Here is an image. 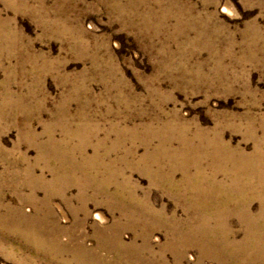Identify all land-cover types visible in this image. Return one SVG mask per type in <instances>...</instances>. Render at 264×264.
<instances>
[{"label": "rangeland", "instance_id": "rangeland-1", "mask_svg": "<svg viewBox=\"0 0 264 264\" xmlns=\"http://www.w3.org/2000/svg\"><path fill=\"white\" fill-rule=\"evenodd\" d=\"M261 144L264 0H0V264H264Z\"/></svg>", "mask_w": 264, "mask_h": 264}, {"label": "bare ground", "instance_id": "bare-ground-1", "mask_svg": "<svg viewBox=\"0 0 264 264\" xmlns=\"http://www.w3.org/2000/svg\"><path fill=\"white\" fill-rule=\"evenodd\" d=\"M20 3V2H19ZM17 4V3H16ZM23 7V6H22ZM29 8V7H28ZM31 8V7H30ZM29 8V9H30ZM21 9V8H20ZM32 10H33V8H32ZM9 40V39H8ZM7 103V102H6ZM4 104V103H3ZM84 123V122H83ZM152 124V123H151ZM144 126V125H143ZM154 126V125H153ZM163 127H165V126H163ZM141 129V128H140ZM166 129H167V127H166ZM186 129V128H185ZM189 129V128H188ZM197 129V128H196ZM49 130V129H48ZM170 130V129H169ZM175 130V129H174ZM85 131V130H84ZM222 131V130H221ZM203 131H198L197 130V132H195V138L200 142V144H202L204 141H205V139L206 138H203L204 137V134L202 133ZM217 133V132H216ZM215 134V133H214ZM221 134V133H220ZM75 135V134H74ZM82 135V134H81ZM169 135V134H168ZM185 135V134H184ZM183 135V137H185ZM223 136V135H222ZM221 136V137H222ZM154 137V136H153ZM168 137V136H167ZM177 138V137H176ZM189 138V137H188ZM187 139V138H186ZM172 140V139H171ZM51 141V139L49 140V142ZM256 141V140H255ZM182 142V141H181ZM48 143V142H47ZM166 143H168V142H166ZM56 144V143H55ZM59 144V143H58ZM185 145H186V142H185ZM170 146V145H169ZM190 146V145H189ZM188 146V147H189ZM99 147V146H98ZM160 147V146H159ZM193 147V146H192ZM190 148V149H188V148H186L187 149V151H185L184 150V155H186L187 157L184 159V163H185V161L186 160H188L189 158H188V155H190V156H192V157H197V156H199V160L200 159H202L203 157H205L206 155V153H205V150H206V148L207 147H205V146H202L200 149H199V151L198 150H195L194 148ZM40 148V147H39ZM180 148V147H179ZM215 148H216V146H215ZM224 148L226 149L227 148V152H229L228 154H230V153H232L233 151H230V149H229V147H228V144L226 143V142H221L220 143V145H217V148H216V150H218V151H221V152H223L224 151ZM205 149V150H204ZM214 149V148H213ZM239 149V148H238ZM257 150L258 151H256V154H258V155H256V156H262V155H264V149L262 148V144L261 145H257ZM70 151V150H69ZM160 151L162 152V154H163V156L164 157H166V158H170V156L172 155V149H168V148H166V146H161L160 147ZM189 151L191 152V154L189 153ZM201 151V152H200ZM43 152V151H42ZM226 152V153H227ZM242 152V151H241ZM218 153V152H217ZM225 153V154H226ZM48 157L46 158V159H51V158H56L57 156H58V151H52V152H48ZM74 154V153H73ZM183 155V156H184ZM240 155V154H239ZM74 156V155H73ZM215 156V155H214ZM218 156V155H217ZM185 157V156H184ZM222 158V157H221ZM54 160V159H53ZM199 160L197 161L198 163L197 164H195L194 165V173H196V174H194V178L195 179H197V178H202L203 177V175H202V173H201V170L203 169V166L200 164V162H199ZM227 161V160H226ZM168 162H169V160H168ZM174 162V158H173V156H172V158L170 159V165L172 166V167H174L175 166V164L173 163ZM179 162V161H178ZM183 163V162H182ZM166 164H167V162H166ZM203 164V163H202ZM95 166V165H94ZM183 166H184V168H185V170H184V172L185 173H187L189 170L186 168V166L183 164ZM171 168V167H170ZM226 168V167H225ZM172 171V170H171ZM169 172V171H168ZM174 172V171H173ZM150 173V172H149ZM172 173V172H171ZM226 173V172H225ZM190 174V173H189ZM188 174V175H189ZM168 175H170V174H168ZM185 176H187V174L185 175ZM172 177V176H171ZM193 178V179H194ZM169 180H170V177H169ZM172 180V179H171ZM172 182V181H171ZM172 187H174V184H170V188H172ZM218 188V187H217ZM207 204V203H206ZM96 218H98V219H100L101 221L103 220L102 219V217L99 215V214H96ZM100 221V222H101ZM174 233V232H173ZM103 234V233H102ZM175 235V234H174ZM114 236H115V234H114ZM148 236H149V234H148ZM106 237V236H105ZM119 239V238H118ZM148 239V238H147ZM100 240V239H99ZM109 240V239H108ZM146 240V239H145ZM114 241V240H113ZM120 241V240H119ZM112 242V241H111ZM117 242V241H116ZM147 242V241H146ZM107 243V242H106ZM110 243V242H109ZM114 244V243H113ZM136 244V243H135ZM146 244H149V243H146ZM144 245V244H143ZM113 246V245H112ZM131 246V245H130ZM135 247V246H134ZM128 248V247H127ZM139 248V247H138ZM147 248V247H146ZM212 248V247H211ZM125 249V248H124ZM132 249H134V248H132ZM140 249H141V247H140ZM150 249V248H149ZM79 251H78V253H80V252H84V251H86V250H84L83 249V247H81V248H79L78 249ZM118 250H120V249H118ZM146 250V249H145ZM174 250V249H173ZM135 251V250H134ZM140 251V250H139ZM143 251V250H142ZM141 252V251H140ZM182 253V252H181ZM227 254V253H226ZM236 254V253H235ZM162 255V254H161ZM211 255V254H210ZM96 256V255H95ZM180 256V255H179ZM100 257V256H99ZM163 257V256H162ZM161 257V258H162ZM182 257V256H181ZM226 257V256H225ZM175 258V257H174ZM220 258V257H219ZM224 258V257H223ZM95 259H97V258H95ZM163 259V258H162ZM164 260H165V258H164ZM183 260V259H182ZM181 260V261H182ZM97 261H98V259H97ZM166 262V261H165ZM100 263V262H99ZM102 263H104V262H102ZM167 263V262H166ZM178 263V262H177ZM174 264H176V263H174ZM179 264V263H178Z\"/></svg>", "mask_w": 264, "mask_h": 264}]
</instances>
